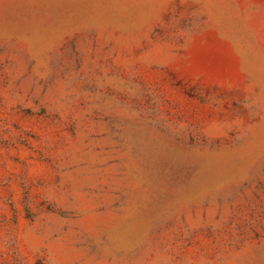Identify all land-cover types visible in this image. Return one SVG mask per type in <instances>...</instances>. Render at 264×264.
Returning <instances> with one entry per match:
<instances>
[{
  "label": "rangeland",
  "instance_id": "1",
  "mask_svg": "<svg viewBox=\"0 0 264 264\" xmlns=\"http://www.w3.org/2000/svg\"><path fill=\"white\" fill-rule=\"evenodd\" d=\"M0 264H264V0H0Z\"/></svg>",
  "mask_w": 264,
  "mask_h": 264
}]
</instances>
